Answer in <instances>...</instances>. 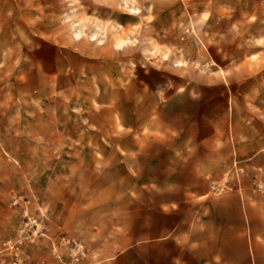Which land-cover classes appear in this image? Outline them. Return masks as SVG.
I'll return each instance as SVG.
<instances>
[{"label":"rangeland","instance_id":"374dc122","mask_svg":"<svg viewBox=\"0 0 264 264\" xmlns=\"http://www.w3.org/2000/svg\"><path fill=\"white\" fill-rule=\"evenodd\" d=\"M94 1L49 0L67 39L44 40L24 23L38 21V0H0V264H254L246 213L240 223L214 201L178 205L192 169L165 176L161 144L202 149L264 119V0H117V13L142 16L132 30L145 45L125 55L112 23L105 65L74 51L92 55ZM164 59L175 69H158ZM47 63L67 67L62 87L37 74ZM162 87L194 98L163 123L153 112ZM123 124L136 132L117 133ZM233 176L209 196L231 192Z\"/></svg>","mask_w":264,"mask_h":264},{"label":"crops","instance_id":"0c3cea01","mask_svg":"<svg viewBox=\"0 0 264 264\" xmlns=\"http://www.w3.org/2000/svg\"><path fill=\"white\" fill-rule=\"evenodd\" d=\"M38 1L41 3L38 6L41 11V14L38 16V21L26 14L27 17L24 20V23L27 24L26 29L29 32L34 31L36 37L44 40L67 39L66 30H58L56 27L53 28V24H55V22L53 23V15H56L51 10V3H47L49 0ZM126 1V5H129L130 1ZM94 2L95 30L90 35V39L95 41V44L92 45V55L90 56L87 51L81 50L80 46H77L74 50L77 55L81 57H94L95 61L105 62L103 63L105 65L109 59V53L104 41L110 39L109 28L112 23L122 24L124 28L125 37L128 40L124 44L125 55L127 53L131 54V49L137 47L138 44H140L139 50L144 47L145 44L141 43L143 32L141 30H132L134 24L144 22L140 13L136 14L137 9L129 8V13H117V0H95ZM23 14L21 12V15ZM36 30L38 34H36ZM74 35L76 38H79L80 32L74 31ZM120 45L119 43L118 46ZM169 45L173 47V43H169ZM45 47L58 49L59 46L57 43L49 42V45H45ZM128 48H130L129 51ZM168 61L169 59H164L156 62L160 63L158 69L164 70L167 68L170 71L175 69L176 66ZM140 63L144 65L142 61ZM42 71L44 74H40V70H37V74L40 75L41 79L54 82L57 85L56 87H62V84L68 80L67 67L62 68L47 63L42 66ZM183 84L185 85V82ZM179 86V84H174L173 87L178 88ZM168 89L169 87L167 89L162 87L159 90V100L153 109L155 117L158 120H162V123L163 117L170 111L175 113V116H179L181 98L194 100V98H190L189 96L181 97L177 93V90L163 97L162 95L168 92ZM95 103L100 102L95 98ZM112 103L114 101L106 105L101 104L110 107ZM168 131H170L169 128H163L157 132V135L161 136L159 140L164 141ZM120 132L132 133L136 131L132 125L123 124L117 131V133ZM171 132L173 135L175 134L174 128ZM137 133L143 134L144 131ZM220 142L226 143V149L221 148ZM161 146L167 154L166 159L163 160L165 162V176L176 175L177 172L173 168L175 166H188L192 169L188 174L189 185L183 190L184 196L181 200L179 199L178 205L185 202L195 203L197 200L203 199L205 207L207 208L208 204L214 201L219 203L217 215L220 218L229 211L240 223L243 213H246L251 225L253 262L254 264H256L255 262L258 263V257L262 251L260 249V241L264 242V157L260 155V152L264 150V119H254L250 125L236 126L234 130L230 128L225 140L220 137L211 138L207 142L205 140L202 149L195 142L192 144L190 139L182 146L174 143L170 145L162 143ZM233 170L235 171V176H233L236 182L235 188L218 199L209 196L210 185L213 182L221 181L233 172ZM161 181L175 184L178 180L173 177H165Z\"/></svg>","mask_w":264,"mask_h":264}]
</instances>
